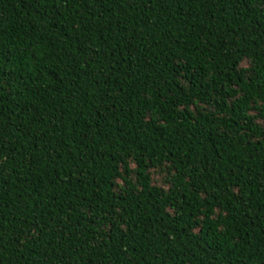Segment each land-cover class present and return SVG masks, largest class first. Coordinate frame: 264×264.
<instances>
[{
  "label": "trees",
  "instance_id": "1",
  "mask_svg": "<svg viewBox=\"0 0 264 264\" xmlns=\"http://www.w3.org/2000/svg\"><path fill=\"white\" fill-rule=\"evenodd\" d=\"M0 264H264V0H0Z\"/></svg>",
  "mask_w": 264,
  "mask_h": 264
}]
</instances>
